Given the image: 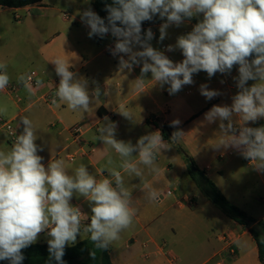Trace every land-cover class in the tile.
Masks as SVG:
<instances>
[{"label": "crops", "instance_id": "crops-1", "mask_svg": "<svg viewBox=\"0 0 264 264\" xmlns=\"http://www.w3.org/2000/svg\"><path fill=\"white\" fill-rule=\"evenodd\" d=\"M93 2L43 0L39 5L17 9L0 6V43L3 44L0 47V63L7 64L10 83L21 85L17 79L18 61L15 55L19 54L16 50L20 51L23 43L27 45L25 58L21 54L19 60H29L40 72L43 81V86L36 89L35 95H30L23 86L14 96L0 91V108H6L0 114L14 120L16 126L19 125V134L23 131L21 117L26 116L33 122L38 136L36 143L43 149L38 154L43 157L42 163L46 167L50 161L62 159L68 173L74 174L75 169L84 164L98 180L104 178L103 172L109 174L110 167L121 171L125 186L132 192V207L136 209V215L133 225L109 247L112 264H215L213 259L218 252L215 250L222 248V236L225 234L234 237L236 255L225 257L223 264H261L249 228L234 223L197 187L179 149L180 146L192 157L197 167L230 202L252 218L264 221V173L256 171L250 161L243 157L220 158L230 150L220 151L214 147L220 136V121L209 124L204 119V114L214 105H231L232 97L239 91L234 79L239 75L238 65L233 67L230 74L217 73L211 78L203 71L193 74L194 83L183 86L173 95L169 94L168 85L161 88L158 83L154 84L151 73L146 74L145 83L137 87L135 80L141 75L142 64L121 71L119 57L124 54L114 56L111 52L116 38L111 33L103 38H90V29L81 22L82 11L90 7L96 12ZM3 13L14 15L17 22L6 18ZM200 19L202 16L186 19L179 27L171 25L164 40L174 46L177 38L190 32ZM18 23L23 25L22 28H17ZM162 23L142 28V34L151 28L154 38L149 43L152 47L165 51V55L174 63L181 62L184 57L180 59L183 56L180 49L169 52V45L159 48V28ZM8 48L14 51L13 57L11 55L14 53L7 52ZM134 50L142 49L136 46ZM124 58L127 59V56ZM56 59L69 62L72 65L70 70L77 74V78L88 81L90 94L99 87L101 94L93 100L88 111L74 112L59 100L57 104L49 106L40 99L51 85L59 84L53 63ZM202 84L221 94L211 100L206 99L200 94ZM248 86H251L250 81ZM122 110L130 112L133 119L122 116L119 113ZM105 117L117 124L116 139L133 144L139 137L151 132L158 130L162 134L164 126L169 128L171 135L178 129L184 135L179 142L172 143L169 150L157 154L156 164L161 169L160 174L154 175L140 165L144 173L140 179L125 173L119 167V155L97 140L100 127L106 123ZM176 119L181 123L172 127L171 122ZM238 119L233 117L237 127ZM75 124L84 125V139L91 142L94 150L89 156H80L70 162L66 154L75 152L77 147L71 144L67 129ZM247 126H264V118ZM12 145L8 142L7 134L0 132V150L8 151ZM109 157L113 161L111 165L108 164ZM142 183L155 189L160 199L150 201L147 190H142ZM233 183L248 185L249 192L242 194L240 188V195H236ZM168 190H173L174 195H166ZM183 197L191 198L193 205L177 206L176 200ZM70 202L90 218L91 204L84 197L74 194ZM84 223H90V219ZM199 230L207 232L205 243L190 245L189 241ZM79 236L76 243L90 237L89 234L81 239ZM49 239L45 232L40 233L35 244L46 243ZM172 246L179 247L180 252Z\"/></svg>", "mask_w": 264, "mask_h": 264}, {"label": "clouds", "instance_id": "clouds-1", "mask_svg": "<svg viewBox=\"0 0 264 264\" xmlns=\"http://www.w3.org/2000/svg\"><path fill=\"white\" fill-rule=\"evenodd\" d=\"M105 10L107 23L90 7L80 13L81 22L90 29V38H103L109 32L116 38L111 52L114 56L124 54L119 57L121 71L142 64L141 75L135 80L137 87L151 73L154 84L161 88L168 85L167 90L173 95L194 83L193 74L203 71L211 78L217 73L230 74L238 65L239 75L234 79L239 91L232 97L231 105H214L204 119L209 124L220 121V136L214 147L236 150L256 171L264 173V126H247L264 118V0H113ZM156 16L165 21L159 28L161 42L171 25L179 27L186 19L202 16L190 32L177 38L174 46H167L169 52L182 51L181 62L174 63L164 52L152 47L151 28L142 34V23ZM136 46L142 50H134ZM53 63L59 77L55 97L74 112L88 111L101 94L99 87L90 94L88 81L77 78L69 62L56 59ZM34 75L17 77L30 95L43 86L40 79L33 86ZM248 81L256 82L248 86ZM9 83L7 64L0 63V91ZM200 94L211 100L221 93L202 84ZM57 99L52 103L57 104ZM2 111L6 108H0ZM119 113L133 119L126 110ZM234 116L239 118L238 127L233 123ZM104 119L106 123L100 127L97 140L119 155V167L125 173L140 179L144 175L140 165L158 176L161 169L156 164L157 154L169 150L184 135L178 129L172 133L171 142H166L157 130L139 137L133 144L116 139L117 124L108 117ZM20 122L23 131L10 150H0V261L22 264V250L35 244L43 232L50 237L48 251L58 264H64L66 246L75 244L82 231L89 234L96 248L107 250L133 225L136 215L132 192L125 186L121 171L108 168L113 184L109 178L98 180L84 164L74 174L68 173L62 159L52 160L46 167L38 154L43 149L36 143L38 136L33 122L26 116ZM180 123L176 119L171 126ZM112 163L109 157L108 164ZM142 190H147L150 201L160 199L159 193L147 183H142ZM74 194L91 204L90 218L71 204ZM89 219L90 223L85 224Z\"/></svg>", "mask_w": 264, "mask_h": 264}, {"label": "trees", "instance_id": "trees-1", "mask_svg": "<svg viewBox=\"0 0 264 264\" xmlns=\"http://www.w3.org/2000/svg\"><path fill=\"white\" fill-rule=\"evenodd\" d=\"M42 1L43 0H0V6L17 9L32 5H39ZM112 3L113 0H94L93 2L96 13L102 19H105L106 23L108 13L105 10V6ZM160 22L165 21L160 19L159 16H156L152 21L143 22L142 28H146ZM171 136L169 128L164 126L162 130V137L166 140H171ZM179 149L187 163L188 173L197 187L234 223L249 228L258 249L259 261L261 264H264V221L252 218L245 211L230 202L216 186V184L197 167L192 157L180 146ZM192 166H195V171L191 170ZM93 252L95 253L94 257L92 255ZM22 254L24 256L22 264H58V262L50 255L47 242L33 244L26 249H23ZM62 259L64 264H112L109 248L107 250L96 248L94 243L90 240V237L71 246H66L65 254ZM0 264H9V261H0Z\"/></svg>", "mask_w": 264, "mask_h": 264}, {"label": "built area", "instance_id": "built-area-1", "mask_svg": "<svg viewBox=\"0 0 264 264\" xmlns=\"http://www.w3.org/2000/svg\"><path fill=\"white\" fill-rule=\"evenodd\" d=\"M19 18V17H17ZM35 74L32 78V84L35 87V81L37 79H41V74L40 72H38L37 70H30L27 74L31 75V74ZM23 86L22 83L20 84H14V83H9V85L7 86L6 89H4L3 91L6 92L7 94H10L11 96L17 95V92L19 91L20 87ZM58 85H51L45 92H43L42 96H41V100L49 106L54 105L52 103L53 99H57L55 97V92H56V87ZM41 88V87H39ZM38 88V89H39ZM18 99H20L18 97ZM58 101V99H57ZM252 127V126H251ZM0 132H5L8 136V142H10L11 144H14L16 136L19 135L18 132V128L15 124L14 120H10V119H5L0 117ZM67 132L70 136V141L71 144L76 145L77 149L75 152L73 153H68L66 154V159L70 162L75 161L78 157L80 156H89L92 152H93V145L91 144V142H87L84 139V125L83 124H75L71 127H69L67 129ZM234 156H238V157H243L239 152H237L236 150L230 148V150L226 153L220 156V158H226V157H234ZM244 158V157H243ZM102 176L104 178H109L113 180V184H114V178L111 177L109 174L103 172ZM166 195L168 196H173L174 195V191L173 190H168L166 192ZM176 205L181 207L184 205L187 206H192L193 205V200L191 198H178L176 200ZM47 234V232H45ZM223 241L228 245V247L230 248V254L234 255L236 254V249L233 246V241H234V237L230 234H225L222 236Z\"/></svg>", "mask_w": 264, "mask_h": 264}, {"label": "rangeland", "instance_id": "rangeland-1", "mask_svg": "<svg viewBox=\"0 0 264 264\" xmlns=\"http://www.w3.org/2000/svg\"><path fill=\"white\" fill-rule=\"evenodd\" d=\"M48 1H50V0H48ZM65 8H63V10H64ZM2 15H4V16H6V18H8V19H10V20H12L14 23H16L17 21L14 19V15H10V13H3ZM16 26H17V28H22L21 26H23L21 23H18V24H16ZM47 37V36H46ZM3 44L2 43H0V47L2 46ZM162 45H173L170 41H168V40H163L162 42L161 41H159V48H161L162 47ZM26 44L25 43H23L22 45H21V50L19 51V50H16V52L17 53H19V54H17V55H15V53H14V51H11V50H9V48H8V50H7V52L9 53V52H11V53H14V54H12L11 56L13 57L14 55H15V57H16V60L18 61V62H21V60H19L21 57H20V55L22 54V57L23 58H25L24 57V55H25V53H26ZM23 49V50H22ZM162 52H164V54H166V52L165 51H162ZM183 56H180V59L182 58ZM182 59H184V58H182ZM18 62H16L17 64H16V66H17V75L18 76H20L21 74H23L25 71H28V70H30V69H34V70H36V67L35 66H33L32 64H31V62L29 61V60H27V59H24L21 63H18ZM176 62V61H175ZM256 81H250V85H252V83H255ZM0 117H2V118H4L1 114H0ZM6 119V118H5ZM223 150V148H221L220 149V151H222ZM135 155H137L136 153H134V156ZM62 158H63V156H62ZM249 171H251V173L253 172L252 171V169H249ZM232 186L233 187H235V191H236V195H240V188L242 189L241 190V192H242V194L243 193H247V192H249V186L248 185H246V184H244V183H242V185L241 184H237V183H233L232 184ZM245 227V226H244ZM245 228H247V227H245ZM84 235L85 234H83V235H80L79 237H80V239L82 238V237H84ZM206 238H207V232L206 231H197L196 232V234H195V237L194 238H192L190 241H189V244L190 245H195V246H197V245H202V244H204L205 243V241H206ZM222 243H223V245H222V248L221 249H216L215 250V252L216 251H218L217 252V255L214 257V259H213V262L215 263V264H220V262H222L221 264H223V261H225V257H227V258H229L230 256L231 257H233V256H235L236 254H234V255H231L230 254V248L228 247V245L224 242V241H222ZM175 250H177V251H179L180 252V248L179 247H177V246H172Z\"/></svg>", "mask_w": 264, "mask_h": 264}, {"label": "water", "instance_id": "water-1", "mask_svg": "<svg viewBox=\"0 0 264 264\" xmlns=\"http://www.w3.org/2000/svg\"><path fill=\"white\" fill-rule=\"evenodd\" d=\"M191 170H192V171H195V170H196L195 166H192V167H191Z\"/></svg>", "mask_w": 264, "mask_h": 264}]
</instances>
